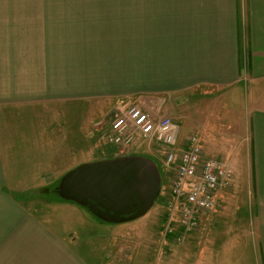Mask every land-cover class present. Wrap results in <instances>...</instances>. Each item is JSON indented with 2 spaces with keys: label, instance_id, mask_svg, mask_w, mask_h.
<instances>
[{
  "label": "crops",
  "instance_id": "obj_1",
  "mask_svg": "<svg viewBox=\"0 0 264 264\" xmlns=\"http://www.w3.org/2000/svg\"><path fill=\"white\" fill-rule=\"evenodd\" d=\"M140 1L146 4L96 7L99 11L56 7L44 17H26L31 24L2 43L0 192L9 216L1 221L0 233H65L35 218L18 197L48 185L44 175L55 174L56 180L78 164L119 154L115 145L105 141L101 147L92 140L117 103L168 93L185 104L191 132L181 143L196 134L204 156L220 158L219 150L225 155L220 159L232 164L237 144L249 139L260 262L250 261L242 229L220 228L221 210L213 209L201 216V264H264V0H247L248 56L237 29L239 0H173V17L147 15L162 8L160 0ZM241 89L249 105L246 130L230 116L218 118L225 102L237 118L235 98ZM73 227L82 233L80 221ZM48 253L65 254L61 247ZM42 258L43 264H87L70 253L67 263Z\"/></svg>",
  "mask_w": 264,
  "mask_h": 264
},
{
  "label": "rangeland",
  "instance_id": "obj_2",
  "mask_svg": "<svg viewBox=\"0 0 264 264\" xmlns=\"http://www.w3.org/2000/svg\"><path fill=\"white\" fill-rule=\"evenodd\" d=\"M147 1L153 3V0ZM160 1L162 8L147 10V15L164 12V14L173 17V0ZM239 1L237 29L243 54L248 56V4L247 0ZM136 3L142 6L146 4L140 0H0V50L2 49V43L9 39L15 30L25 29L28 23L31 24L32 19L26 17L34 16L35 19L39 16L44 17L43 14L47 11H53L52 9L56 7H87L98 10L96 7H126L127 5L136 6ZM72 11L79 10L74 8ZM244 62L245 58L242 60V64ZM245 98L246 90L241 89L235 98L237 118L229 109L227 102L223 103L226 105L223 112L219 108L218 118L222 120L225 115L230 116L232 122L236 124L238 121L240 127L244 125L243 127L246 130L249 105H247ZM138 99H141L143 104L156 114L168 116L180 125L179 141H183L185 135L191 132L188 131L189 123L185 121V104L184 102L180 104L173 101L172 94H145L133 97L130 101L140 102ZM198 105L201 108L202 103L198 101ZM110 120L111 116L104 120L102 126L99 127L92 138L94 142H97V146L103 147L106 143L105 135L108 132L107 126ZM201 120L202 116L198 119V122ZM238 140L237 142H239ZM248 142L249 139L247 138L237 144L236 154L231 160L234 180L230 187L222 191L212 212L221 210L220 228L242 229L240 231L242 244L250 248L249 259L252 263L255 261L259 263L262 256L261 236L258 233L259 230L256 229V206L250 190ZM240 145L241 148L243 147L242 150L238 148ZM162 152V147L152 145L148 149L144 141L138 140L136 146L133 148L128 147L122 153L117 154H135L150 158L157 165L161 177L159 195L151 209L142 217L120 223L106 222L77 203L63 200L58 195V183L65 172L58 174L56 180L55 174L44 175L43 180L48 182V185H45L44 188L24 191L25 193H21L22 195L18 197L17 201L45 225L47 224L52 229L65 233H0V264H43V255L46 258L51 256L56 260L58 257L59 260L66 259L67 263V253L79 257L87 264H201L200 222L202 218L199 219L197 229L183 242L171 243L162 239V227L167 211L166 198L170 187V173L163 165ZM215 154L220 158L225 156L219 150ZM2 193L0 192V209H3V214L0 215V223L9 216V203L6 198L1 199ZM71 205L83 209L73 210L70 208ZM213 214L216 215L217 213ZM74 220L75 222L80 221L81 229L79 230L82 233H74ZM77 227L79 228L78 225ZM195 233H198L197 238L194 236ZM57 247L63 248L65 254L48 253L52 248ZM46 258H44L45 261H47Z\"/></svg>",
  "mask_w": 264,
  "mask_h": 264
},
{
  "label": "built area",
  "instance_id": "obj_3",
  "mask_svg": "<svg viewBox=\"0 0 264 264\" xmlns=\"http://www.w3.org/2000/svg\"><path fill=\"white\" fill-rule=\"evenodd\" d=\"M105 140L120 153L138 140L162 147V162L170 173L163 240L181 243L193 233L203 214L215 209L234 171L229 159L206 157L198 135L179 141L180 127L168 116L156 114L141 102L120 101L114 107ZM169 237L170 240L167 239Z\"/></svg>",
  "mask_w": 264,
  "mask_h": 264
},
{
  "label": "water",
  "instance_id": "obj_4",
  "mask_svg": "<svg viewBox=\"0 0 264 264\" xmlns=\"http://www.w3.org/2000/svg\"><path fill=\"white\" fill-rule=\"evenodd\" d=\"M153 160L142 155H117L78 164L65 172L58 195L92 211L109 223L144 216L160 190Z\"/></svg>",
  "mask_w": 264,
  "mask_h": 264
},
{
  "label": "trees",
  "instance_id": "obj_5",
  "mask_svg": "<svg viewBox=\"0 0 264 264\" xmlns=\"http://www.w3.org/2000/svg\"><path fill=\"white\" fill-rule=\"evenodd\" d=\"M167 239L170 240L169 237H167Z\"/></svg>",
  "mask_w": 264,
  "mask_h": 264
}]
</instances>
